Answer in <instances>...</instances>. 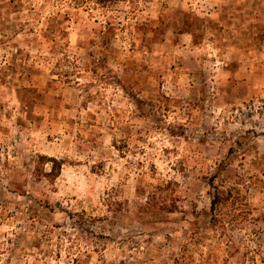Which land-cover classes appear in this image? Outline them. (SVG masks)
<instances>
[{"label":"rangeland","instance_id":"obj_1","mask_svg":"<svg viewBox=\"0 0 264 264\" xmlns=\"http://www.w3.org/2000/svg\"><path fill=\"white\" fill-rule=\"evenodd\" d=\"M0 264H264V0H0Z\"/></svg>","mask_w":264,"mask_h":264},{"label":"trees","instance_id":"obj_2","mask_svg":"<svg viewBox=\"0 0 264 264\" xmlns=\"http://www.w3.org/2000/svg\"><path fill=\"white\" fill-rule=\"evenodd\" d=\"M48 161H51L53 164L51 166V169L49 172H47L45 174L46 177L52 179L55 178L58 174V169L60 168V165H56V163H58L54 158H47ZM59 164V163H58ZM61 164V163H60ZM165 203V200H163ZM219 204V196L217 194V192H214V194L212 195V200H211V204H210V209L213 211L216 209V206Z\"/></svg>","mask_w":264,"mask_h":264}]
</instances>
